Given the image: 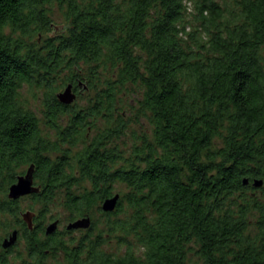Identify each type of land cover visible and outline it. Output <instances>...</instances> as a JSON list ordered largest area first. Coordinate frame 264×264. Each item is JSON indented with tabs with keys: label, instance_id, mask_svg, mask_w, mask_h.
Instances as JSON below:
<instances>
[{
	"label": "trees",
	"instance_id": "obj_1",
	"mask_svg": "<svg viewBox=\"0 0 264 264\" xmlns=\"http://www.w3.org/2000/svg\"><path fill=\"white\" fill-rule=\"evenodd\" d=\"M0 227V264H264V0H0Z\"/></svg>",
	"mask_w": 264,
	"mask_h": 264
},
{
	"label": "water",
	"instance_id": "obj_2",
	"mask_svg": "<svg viewBox=\"0 0 264 264\" xmlns=\"http://www.w3.org/2000/svg\"><path fill=\"white\" fill-rule=\"evenodd\" d=\"M59 99L64 104H72L77 99V94L74 91L73 84H69L64 88V90L59 93ZM34 166H31L25 175H21L18 177L17 181L12 184L9 188V198L10 199H19L21 197L31 195L34 193H38L40 191V186L35 185L34 183ZM263 184L262 180H257L255 182L256 186H261ZM120 200V194H116L113 197L107 198L102 203V210L105 212H112L117 208V205ZM34 214L30 211L23 214V218L29 224V227L32 228V219ZM92 224V220L90 217L86 216L83 218L76 219L75 221L70 222L67 225L68 230L73 229H89ZM59 226V220H55L50 223L46 228L47 234H53L57 231ZM19 231L14 230L13 233L4 240L3 247L10 248L14 246L18 240Z\"/></svg>",
	"mask_w": 264,
	"mask_h": 264
},
{
	"label": "rangeland",
	"instance_id": "obj_3",
	"mask_svg": "<svg viewBox=\"0 0 264 264\" xmlns=\"http://www.w3.org/2000/svg\"><path fill=\"white\" fill-rule=\"evenodd\" d=\"M57 16L59 17V13H57ZM59 20L60 19H58V22H61ZM58 29H61V27ZM22 92H23V96L26 97V99H28L27 102H28L29 107L31 109H33L35 112H37L38 114H41L42 113V106H43L44 92L42 90L37 89V88H34L31 91L27 86L24 87ZM84 98L86 99V94L84 95ZM85 99H84V101H85ZM140 121L142 122L144 128H145V126L149 128L148 121L145 118L140 119ZM132 131H134L136 134L141 135L142 131H147V129L143 130L141 125H138L137 123H133ZM132 139H133V134L130 133L124 137L123 141H120V146H122L124 148V151L126 152V154H128L127 151L131 147ZM29 202H30L29 200L23 201L22 205L26 207L29 204ZM66 213L67 212L65 210H63V207L59 208L57 214L55 213V216H60L59 218L61 219L59 230L65 229L67 224H68V222H67L68 215ZM2 220H5V218H2ZM5 236H6V234H5L4 228L0 227V239L4 238ZM66 239H68V237H66ZM23 247H24L23 243H20L18 246V248H20V249ZM108 248L112 249V247H109V246H108Z\"/></svg>",
	"mask_w": 264,
	"mask_h": 264
},
{
	"label": "flooded vegetation",
	"instance_id": "obj_4",
	"mask_svg": "<svg viewBox=\"0 0 264 264\" xmlns=\"http://www.w3.org/2000/svg\"><path fill=\"white\" fill-rule=\"evenodd\" d=\"M31 166H34V165L32 164ZM31 166H29L28 169H29ZM28 169H27V170H28ZM34 170H35V168H34ZM26 173H27V171H26L24 174H22V175H25ZM34 173H35V172H34ZM19 176H21V175H19ZM33 176H34V183H35V185H36L35 174H33ZM57 220H59V219H57ZM59 222H60V220H59ZM34 223H35V222H34V217H33V219H32V228L29 227L31 230H33V229L35 228ZM28 225H29V224H28ZM59 226H60V224H59ZM59 226H58V229H59ZM75 230H77V229H75ZM79 230H81V229H79ZM83 230H84V229H83ZM4 239H6V237H4ZM4 239H3V240H4ZM3 249H4L5 252H6V248L3 247Z\"/></svg>",
	"mask_w": 264,
	"mask_h": 264
}]
</instances>
